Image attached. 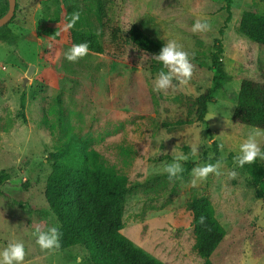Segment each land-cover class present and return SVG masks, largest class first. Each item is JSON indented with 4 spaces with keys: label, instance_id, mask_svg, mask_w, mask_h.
Listing matches in <instances>:
<instances>
[{
    "label": "rangeland",
    "instance_id": "rangeland-1",
    "mask_svg": "<svg viewBox=\"0 0 264 264\" xmlns=\"http://www.w3.org/2000/svg\"><path fill=\"white\" fill-rule=\"evenodd\" d=\"M227 6L231 19L221 35ZM244 11L264 15V0H111L101 19L81 0H16L8 25L13 40L0 41V172L10 176L0 186L8 195H0V250L21 241L23 264H73L81 254L83 264H91L84 247L41 250L33 235L36 224L59 225L44 198L53 155L67 143L86 142L128 178L121 232L137 247L164 264H203L194 248L187 202L206 197L225 230L211 264H264V198L256 197L258 186L234 160L253 129L231 120L241 81L264 83V48L238 32ZM63 12L68 21L80 13L73 29L99 30L102 56L88 53L68 61L72 45L61 26L52 61L44 58L50 56L46 49ZM204 17L210 30L193 33L195 21ZM134 24L164 44L176 40L189 53L194 71L187 85L174 80V91L153 90L157 74L150 68L156 60L128 42ZM218 39L225 78L207 105L204 123L172 126L196 119L197 100L212 87ZM30 65L34 71L24 83ZM213 141L222 174H210L193 187L191 170L214 156ZM258 141L264 151V138ZM193 146L199 149L195 157ZM181 153L189 156L181 163L190 169L171 182L163 168Z\"/></svg>",
    "mask_w": 264,
    "mask_h": 264
},
{
    "label": "trees",
    "instance_id": "trees-1",
    "mask_svg": "<svg viewBox=\"0 0 264 264\" xmlns=\"http://www.w3.org/2000/svg\"><path fill=\"white\" fill-rule=\"evenodd\" d=\"M44 2L48 0H43ZM92 6L98 19L106 16L108 4L111 0H81ZM0 17L8 8L7 0H2ZM227 16L224 20L220 34L227 27L231 19L230 8L226 7ZM59 13H56V16ZM67 13L63 12L56 17L60 27L52 32L51 44L46 49L44 57L52 61L61 37V26L68 22ZM10 23V22H9ZM8 24L0 28V41L11 42L13 33ZM238 32L251 42L264 48V15L244 11L241 14ZM70 45L81 42L89 43V54L102 56L103 47L98 34L93 31H81L70 29L65 32ZM127 40L133 46L154 56L164 46L162 41L156 40L145 33L138 25H132L127 31ZM116 36L114 35L113 39ZM215 52L212 54V68L214 77L212 87L207 89L197 100V117L195 120H180L172 126L190 125L195 122L204 123L207 105L212 102L213 95L222 87L225 71L220 61L223 53L221 39L216 40ZM163 66L154 61L151 72L157 74ZM166 71V69H164ZM264 79V72L262 73ZM23 108V99L21 100ZM231 120L234 123L253 128L264 129V83L243 79L238 93L236 108ZM214 156L208 159V163L220 160L218 144L212 142ZM54 162L51 172L45 184L44 198L46 203L59 223L62 233L61 247L80 245L87 251L91 264H164L153 257L122 234L124 227L123 213L128 189L127 176L118 173L108 167L100 153L89 147L84 142L79 145L67 143L62 153L53 155ZM253 178L254 185L258 186L256 197L264 198V167L261 159L257 158L251 164L243 165ZM190 167L183 172L185 177ZM10 176L6 172H0V186L8 182ZM0 195L8 198V195L0 190ZM192 214V229L194 235V248L197 255L204 261L203 264H211L210 257L217 249L225 236V230L215 217V211L210 200L206 197L196 198L192 196L187 202ZM204 222L200 223V218Z\"/></svg>",
    "mask_w": 264,
    "mask_h": 264
},
{
    "label": "clouds",
    "instance_id": "clouds-1",
    "mask_svg": "<svg viewBox=\"0 0 264 264\" xmlns=\"http://www.w3.org/2000/svg\"><path fill=\"white\" fill-rule=\"evenodd\" d=\"M80 19V13L74 12L71 14L69 21L65 24L64 30L72 29ZM210 24L207 18H198L193 24L191 31L193 33L206 32L210 30ZM99 34V30L97 31ZM89 53V43L81 42L73 44L69 51L65 54V58L70 62H75L83 58ZM163 68L157 73L154 81V91L165 92L169 89L173 91L177 84L185 86L192 78L194 65L191 63L189 53L176 40H169L160 49L157 55L153 56ZM166 69V71L164 70ZM177 84H174L173 81ZM258 138H264V129L253 128L247 139L239 145V154L234 157L238 166L243 167L245 164L253 163L257 158L264 160V151L261 150ZM199 149L193 146L190 150L191 155L195 157ZM188 155L181 153L177 155L171 163L165 164L163 171L167 174L169 181L174 182L182 178L184 167L182 161H187ZM223 161L217 160L215 163H205L198 165L191 170L192 180L191 185L197 186L198 181H205L210 174L220 176ZM236 173L230 172V177H235ZM204 222V218H200V223ZM33 235L36 238V244L41 250H59L61 247V236L59 225H51L46 229L40 224L35 225ZM26 256L25 246L21 241H12L7 244L3 250H0V264H23ZM84 254L78 255L73 264H83Z\"/></svg>",
    "mask_w": 264,
    "mask_h": 264
},
{
    "label": "water",
    "instance_id": "water-1",
    "mask_svg": "<svg viewBox=\"0 0 264 264\" xmlns=\"http://www.w3.org/2000/svg\"><path fill=\"white\" fill-rule=\"evenodd\" d=\"M7 5H8V8H7L6 13L2 17H0V28L8 24L15 15L16 0H7ZM33 71H34V66L30 65L27 69L26 78L24 79V83L28 81V78L33 74Z\"/></svg>",
    "mask_w": 264,
    "mask_h": 264
}]
</instances>
